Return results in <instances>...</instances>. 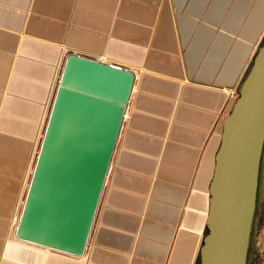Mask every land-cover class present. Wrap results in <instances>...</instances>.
Wrapping results in <instances>:
<instances>
[{
	"label": "crops",
	"instance_id": "0c3cea01",
	"mask_svg": "<svg viewBox=\"0 0 264 264\" xmlns=\"http://www.w3.org/2000/svg\"><path fill=\"white\" fill-rule=\"evenodd\" d=\"M171 1L74 0L76 9L73 14L84 28L73 30L72 27L68 28L67 23L56 19L64 14V11L72 9L68 0H0V78L4 76L2 72L5 68L9 71L10 79L8 90L10 95L4 100L8 101L3 106L4 116L5 119L7 117L9 119L10 133L22 141V145L12 143L10 149L8 148L9 155L11 154V159L9 156L8 160L11 161L4 164L6 167L2 165L0 157V171H4L5 175L15 178L20 174L30 150L28 140L34 131L37 133L36 137L39 135L41 113L44 108H41V105H45L43 98L47 89L44 82H47L50 74L46 62L54 61L51 57L60 55L57 45L62 39L60 38L62 31L69 41L64 46L66 51L71 48L77 51L80 47L89 54H101L97 56L99 59L106 58L111 63L127 59L132 65L125 67L133 71L141 66L143 72L146 71L143 67L151 68V60L156 58V51L178 52L179 71L170 73L161 70L158 72L170 74V79L154 78L156 82L167 83L164 86L168 87L165 92L172 94L175 115L179 111L183 113L185 107H188L189 112L197 114L190 120V126H187L193 129L192 135L196 139L190 142L193 148L187 149L186 145L183 148L190 152L192 162L188 166L180 167L184 177L179 179L177 186H174L177 192L169 193L172 201L169 203L170 207H166L170 209L171 218L166 220V224H161L164 231L152 234L149 239L152 238L153 241L147 239L149 242L146 247L150 254L137 256L129 249L119 248L124 244L140 243L147 231L145 226L136 236L137 231L135 232L129 225L126 226L130 224L128 222L132 223V218L127 217V214L148 211V205L145 208L139 202L144 193L139 184L134 186V190L111 189L105 216L98 223L97 234L93 241L90 239L85 256L83 259L77 258L79 264H118L115 258L126 259L127 264H197L200 258L199 250L206 230L205 218L208 211L210 160L214 163L220 145L221 123L227 115L222 117L223 111L242 83L241 79L251 66L264 39V0H173L175 5ZM18 8L25 11L21 12ZM138 28L143 31L138 32ZM187 33L195 34L192 44H188ZM138 35H158L162 45H156V51L152 48L145 49V54L143 46L138 47L139 40L136 39ZM106 37H113V40ZM126 38L128 42L124 40ZM14 41L17 42V48L13 50L10 45H13ZM140 51L142 55H139ZM9 59L17 60L18 63L14 67L11 63L7 68L5 61ZM141 71H134L137 73L135 83L138 82ZM33 73L38 75L32 78ZM16 83L28 88L32 86L30 96L26 87L25 90L22 87L20 90L21 94L24 93V98H28L27 102L15 98L32 110L24 108L14 100L13 85ZM136 85L137 91L138 83ZM133 98L131 97L132 100ZM43 122L46 123L45 120ZM0 152L6 153L5 150H1V146ZM211 155H214L213 159ZM262 159L258 208L248 264H264V155ZM111 170L107 184L110 181ZM115 177L118 176L115 174L113 178ZM14 191L13 184L9 187L0 182L2 252L7 237V230L4 228L8 226L3 223L5 215L2 211L8 209L7 205L10 204L8 199L12 198ZM7 193L9 195H6ZM116 195L120 198L118 203L114 201ZM99 216L98 214L97 217ZM123 219L128 222L121 223ZM9 227L10 224L8 229ZM68 259L60 262L48 258L45 264H73L72 259L76 258Z\"/></svg>",
	"mask_w": 264,
	"mask_h": 264
},
{
	"label": "water",
	"instance_id": "95a60500",
	"mask_svg": "<svg viewBox=\"0 0 264 264\" xmlns=\"http://www.w3.org/2000/svg\"><path fill=\"white\" fill-rule=\"evenodd\" d=\"M136 72L71 52L16 227V239L84 257L121 137ZM199 264H248L264 155V44L221 123Z\"/></svg>",
	"mask_w": 264,
	"mask_h": 264
},
{
	"label": "rangeland",
	"instance_id": "374dc122",
	"mask_svg": "<svg viewBox=\"0 0 264 264\" xmlns=\"http://www.w3.org/2000/svg\"><path fill=\"white\" fill-rule=\"evenodd\" d=\"M171 3H173V0L171 1ZM68 4L69 6H71L72 9H70L68 12L64 11V14H61L59 15L60 17L56 18L57 21L67 23L69 29L71 27L73 28V30L83 29L84 27L80 23L77 16H74L73 14V11L76 9L74 8L75 7L74 0H68ZM173 5H175V3H173ZM22 8L20 9L18 8V10L22 12L23 10ZM152 15L155 16L154 13ZM138 29H139L138 32L143 31V29L140 28ZM95 34H99V33L95 32ZM104 35H109V34L104 33ZM194 35L195 34H190V33L186 34V37H188V44H192L194 40ZM60 38L62 39L58 41V45H57V47H59L60 50L59 52L60 55L51 57V60L54 61L49 60L48 62H46V65L48 67L47 69L50 70V74L47 82H44V86H46L47 89L44 93V98H43L45 101V105H41V108L43 107L44 108L41 113L42 119L38 131L39 135L36 137L37 133L35 131L32 132L33 135L28 140V144H27L30 150L25 158L26 163L23 165V170L20 171V174L17 177L15 178H13L12 176L9 177L8 175L4 174V171H0V182H2V184H4L5 186H9V187L13 184L15 189L14 191L15 193H13L12 198L9 197L8 199L10 203L7 205L8 209L6 210L3 209L4 211H2V213H4L3 215H5L3 217L4 218L3 223L8 224V226L10 224V227L9 229L8 226H6L7 228H4L5 230H7V237H6L7 240L6 239L4 240V245L6 244L4 252L1 251L2 246L0 245V264H42V263L45 264L47 263L48 260L46 259L48 258L57 259L60 262H63L65 261L64 259L69 260L68 258L70 257L63 253L60 254L48 249H42L36 247L34 245L24 244L22 242H19L16 239V235H15L16 227L20 219V214H21L20 211L22 209V206L26 198L25 195L28 186L30 184L29 180L34 170L35 167L34 164L40 150L39 147L42 141V137L44 135L43 132L49 118L48 115L50 113V109L53 104V98L56 89L58 87L57 84L62 72V66L65 57L68 54H71V52H74L83 55L85 57L88 56L90 58L98 59L99 61L102 62L104 61L109 64H114L118 67L121 66L127 68L128 65H132L127 59H120L117 63L114 62L111 63L106 58L99 59L97 56L101 54H92V53L89 54L87 51L82 50V48L80 47L78 48L74 47L77 48V51L72 48L66 51L64 49V46L67 45L66 43L68 39H66L65 37V32L62 31V35H60ZM106 38L109 40L110 39L113 40V37H106ZM137 38L139 40L138 47L141 48L143 46L142 48L144 49L143 51L145 54H146L145 49L152 48L156 51L157 46L162 45L160 44L158 35H153V36L138 35L136 39ZM124 40L128 42V38ZM262 44H264V39L262 40L261 45ZM10 48L13 50L16 49L17 42L14 41L13 45H10ZM141 52L142 51H140L139 55L143 54ZM44 54L49 56L47 53ZM178 57L179 55L178 52L176 51L175 52L168 50L156 51V58H153L151 60V66H150L151 68L143 67L146 70L145 72L141 71L142 66L134 70V71L137 70L141 71L137 82L139 88L136 91V87H137L136 85L137 83H136L132 94V98L135 91L136 94L133 98L134 100H132L131 103L129 104V108L127 109V112L125 114L126 117H125L124 125L121 130L122 131L121 138L119 139V142L117 144L116 153L114 155L112 162L113 170H111V176L109 178L110 181L107 184L106 190H104L103 193L104 195L100 207L98 209L100 211V213L98 212L100 216L99 218L96 217L98 218V220H95V223L97 225H95L94 223L93 226L95 227L94 230L96 232L93 230L91 241H93L92 239L95 237V234H97L98 223L102 220L103 216H105V209L108 205V197L110 196L109 193L111 192V189L122 191L123 189L133 188L134 190V186L135 185L138 186L140 184L141 190L144 189V193L142 199L139 202L141 205H144L145 208L146 205H148L147 208L148 211L145 210L139 214L136 212L131 215L127 214V217L132 218V223L128 222L126 219L121 220V223L123 221L130 223V224H126V226L129 225L130 228L133 227L135 232L137 231L135 234L136 236L139 235L141 228L142 230H144V227L146 226L147 229L146 233L142 236V240L140 239L141 240L140 243L134 242L133 244L129 243V244L120 245L119 248L122 250L129 249V251H132L133 254L137 256L139 254H145V255L150 254L148 248L146 247L149 242L147 239H149V237L152 234H155L156 231L162 233L164 231V228L162 227L161 224H166V220H168V218H171L170 209H167L166 207L168 206L169 208L170 207L169 203H171L172 201L170 198L171 196H169V193L177 192L176 191L177 188L174 186H177L179 179L184 177V174H182L180 167L188 166L192 162L190 152L187 151V149L192 147L190 142L193 141L195 137L193 138L192 135L193 129L187 126H190V120H192L193 117L197 114L189 112L188 107H185L183 113L179 111L177 115H175L174 107L172 106L174 100L173 98H171L172 94H170L169 92L167 93L165 92V90H167L168 87L165 88L164 86H166L167 83L165 84L161 82H156L154 77L170 79V74H163V73H159L158 71L161 72V70H165L170 73L179 71V66L177 64ZM6 62H7V68L8 65L9 66L11 65V63L14 64L12 67H14L18 63L17 60L13 61L10 59L8 61H5V64ZM251 66L246 71L243 79H241L242 82L244 81ZM2 73H4L3 74L4 76L0 78L2 79L0 81V146H1V150H5L6 153L0 152V157L2 158L3 161L2 165L4 166L5 163L11 161L8 160L9 156L11 159V154L9 155L8 148L10 149L12 143L17 145H22L21 143L22 141L20 140V138H14L13 134L10 133L9 119H7L8 117L5 119L6 116H4L5 109H3V106L8 101L6 100L4 102V100L8 98L10 95L8 92L10 88L9 87L10 79L8 77L9 75L8 70L4 68ZM35 75L38 74L33 73L31 77L35 78ZM22 85L20 86L19 83L13 85L15 92L12 96L14 97V100L16 98L18 100L27 102L28 98L26 97L24 98V93L21 94L20 90L21 87L23 88V90H25L26 87L27 94L30 96L32 95L31 92L33 91L31 89L32 84L30 85L31 86L30 88ZM238 88L235 90L237 94H238ZM165 93L167 96H165ZM17 102L18 104L23 106L22 104L23 102L20 101ZM229 104L230 103L228 101V104L226 105V109L223 111L222 117L229 113L231 109V105L229 106ZM23 107L25 108L28 106H23ZM28 109L32 110V108L29 107ZM157 112H162V113L156 114ZM128 114L130 115V117ZM202 117H204V114H202ZM44 120L46 123L43 122ZM185 126L187 129L185 128ZM8 134L10 135L8 136ZM183 134H185V136H183ZM186 143L189 145H187ZM184 145H186L188 148L183 149ZM210 153H208L207 155L209 160H210ZM205 155H202V157H204ZM211 156L213 159L214 155ZM12 159L14 160V158ZM19 161H21V159ZM214 163L212 160H210V167L208 169V176H209L208 179H212L211 175H212ZM25 167H26V172L24 171ZM115 174L118 176L117 178L116 177L113 178V175ZM6 195L9 194L7 193ZM114 201L115 203H118L120 202V198H118L116 195ZM109 218L110 217H108L107 219L109 220ZM118 221L120 222V220ZM2 229L3 226H1L0 232ZM206 233L207 230H205L204 235ZM149 240L153 241L152 238ZM81 258L83 259V257ZM115 260H116L115 262H118V264H127L126 259L123 260L121 258H115ZM77 261H78L77 259H72L73 264H79ZM199 263H200V258L197 264Z\"/></svg>",
	"mask_w": 264,
	"mask_h": 264
},
{
	"label": "built area",
	"instance_id": "2783aa9c",
	"mask_svg": "<svg viewBox=\"0 0 264 264\" xmlns=\"http://www.w3.org/2000/svg\"><path fill=\"white\" fill-rule=\"evenodd\" d=\"M238 98V94L236 93V91L234 92V94L232 95V97H231V99L229 100V106L231 105V107H232V105H233V103L235 102V100ZM232 102V103H231Z\"/></svg>",
	"mask_w": 264,
	"mask_h": 264
},
{
	"label": "bare ground",
	"instance_id": "6f19581e",
	"mask_svg": "<svg viewBox=\"0 0 264 264\" xmlns=\"http://www.w3.org/2000/svg\"><path fill=\"white\" fill-rule=\"evenodd\" d=\"M228 92V91H227ZM227 92H226V94H227ZM228 95V94H227ZM230 95V94H229ZM229 97V96H228Z\"/></svg>",
	"mask_w": 264,
	"mask_h": 264
}]
</instances>
